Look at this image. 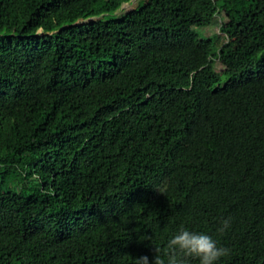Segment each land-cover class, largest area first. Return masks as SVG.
I'll return each mask as SVG.
<instances>
[{"label": "trees", "instance_id": "16d2710c", "mask_svg": "<svg viewBox=\"0 0 264 264\" xmlns=\"http://www.w3.org/2000/svg\"><path fill=\"white\" fill-rule=\"evenodd\" d=\"M129 1L0 0V264H264V0Z\"/></svg>", "mask_w": 264, "mask_h": 264}, {"label": "clouds", "instance_id": "9594fccd", "mask_svg": "<svg viewBox=\"0 0 264 264\" xmlns=\"http://www.w3.org/2000/svg\"><path fill=\"white\" fill-rule=\"evenodd\" d=\"M228 226V220H224L218 231L223 232ZM152 248L153 259L150 261L148 256H141L136 259V264H165V259L160 255L161 250ZM166 249L167 264H191L192 260H197L199 264H218L222 257L230 253L229 249L219 247L211 236L185 228H181L167 241Z\"/></svg>", "mask_w": 264, "mask_h": 264}, {"label": "rangeland", "instance_id": "374dc122", "mask_svg": "<svg viewBox=\"0 0 264 264\" xmlns=\"http://www.w3.org/2000/svg\"><path fill=\"white\" fill-rule=\"evenodd\" d=\"M147 1L148 0H130L129 2L122 4L121 7L114 14L107 15L106 18H113L116 16L121 17L127 12L146 3ZM213 1L215 4V8L211 12L212 16L204 22V27L195 28L196 33L202 39L213 35H218L221 37V39L223 38V34L219 30L223 16L222 13L224 9L230 5L232 0H213ZM82 21L85 22L88 20H82ZM217 67H220V65L217 64Z\"/></svg>", "mask_w": 264, "mask_h": 264}]
</instances>
